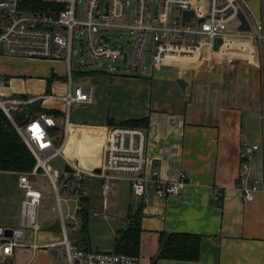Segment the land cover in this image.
Returning a JSON list of instances; mask_svg holds the SVG:
<instances>
[{"label":"crops","instance_id":"1","mask_svg":"<svg viewBox=\"0 0 264 264\" xmlns=\"http://www.w3.org/2000/svg\"><path fill=\"white\" fill-rule=\"evenodd\" d=\"M239 1L250 21H264V0ZM254 46L256 55L251 63L238 59L233 64L210 66L182 60L152 74L94 71L90 76L79 78L75 74L83 70H74V82L89 85L94 100L91 104H74L70 108V133L64 149L67 158L85 168H96L111 127L148 119V125L139 128L146 130L149 137L148 171L158 172L165 181L185 175L181 194L166 199L151 196L140 200L127 181L115 182L109 195L102 194V202L99 201L106 212L110 202L112 205L120 202L121 208H114L113 225L109 227L112 247L101 244L106 235L95 237L101 246L92 245L91 219L86 231L81 232V208H77L80 229L68 235L75 246L86 251L113 252L118 231L130 224V209L138 208L142 228L140 264L154 263L161 249V233L201 236L200 259L196 262L159 259L156 264H264V47L256 43ZM67 73L65 63L11 58L0 48L2 98L25 96L27 100H35L46 95L64 96L70 89ZM53 76L51 92L47 93L48 81ZM178 79L186 81V88L179 85ZM38 101L42 102V108L60 112V120L65 118L66 107L62 101ZM251 133L252 145L248 143ZM254 145L259 149L248 159L250 178L260 192L253 202L247 203L238 187L241 155L245 146ZM94 179L100 181L102 190V180ZM42 181L38 184L40 189ZM123 183L129 189L131 200L120 194ZM20 195L15 219L0 226H19ZM95 201L89 194V211ZM62 203L63 198L61 208ZM79 204L82 207V201ZM62 212L69 223L77 222L73 216H65L63 208ZM59 214L60 218V209ZM59 218L45 220L47 223L42 224L38 238L40 242L61 237L60 228L52 229L60 222ZM58 255L49 250L17 249L9 259L12 264H60L55 259ZM64 258L66 261L65 255ZM0 263L3 264L1 255Z\"/></svg>","mask_w":264,"mask_h":264},{"label":"built area","instance_id":"2","mask_svg":"<svg viewBox=\"0 0 264 264\" xmlns=\"http://www.w3.org/2000/svg\"><path fill=\"white\" fill-rule=\"evenodd\" d=\"M133 1V13L129 14L130 0H86L84 8L79 7L83 0H0V43L4 54L11 58L65 63L70 84L67 94L61 97L46 95L27 100L0 96V110L12 121L37 162L32 172L18 173V188L22 194L19 226H0L3 264H12L9 258L17 249L62 252L66 256L63 264H140L137 256L86 251L75 246L68 235L80 227L78 222L69 223L64 217L62 194L76 197L81 202L89 197V185L94 178L102 180L106 197L115 182L127 181L134 196L140 200H148L151 196L163 199L179 196L185 186L183 174L177 180L165 181L158 172L148 171L149 137L144 129L111 127L96 168H85L67 158L64 149L70 133V108L74 104H91L94 100L89 85L74 82L73 55L78 30L81 35H87L89 55L93 60H122L136 72H146L144 58L149 45L154 47L156 69L182 60L193 64L203 61L233 64L243 59L251 63L256 55L254 43L264 47V21L252 22L247 17L251 30H238L241 25L238 11L245 12L239 0H160L155 18L150 17V0ZM186 11L192 12L189 19H184ZM115 30H130L131 38L124 44H113ZM217 39L222 43L215 50ZM118 71L127 72L120 68ZM74 86H77L75 92ZM53 99L65 105L64 119L39 114L25 124L14 120V114L20 113L24 106ZM55 129H60L62 134L60 143L52 134ZM245 147L238 187L243 200L249 203L260 192L251 182L248 162L259 147ZM59 156L65 163L62 170L50 164ZM67 166L71 171L66 170ZM98 169L100 173L96 172ZM35 178H44L50 184L61 211V237L51 242L42 243L38 239L43 229L39 218L43 194L34 182ZM7 230H11V235Z\"/></svg>","mask_w":264,"mask_h":264},{"label":"rangeland","instance_id":"3","mask_svg":"<svg viewBox=\"0 0 264 264\" xmlns=\"http://www.w3.org/2000/svg\"><path fill=\"white\" fill-rule=\"evenodd\" d=\"M105 2L107 0H104ZM86 0H83L82 4L79 6L80 8L85 7ZM160 6V0H150V17L155 18L158 14ZM134 1L130 0L129 14L133 13ZM78 38L74 42V53L73 55V69L76 70L80 68L85 72H104V73H114L118 68L126 70L129 75H136L137 72L132 69L129 63H126L122 60L117 61H96L93 60L89 55V42L87 35H81V31L78 30L76 32ZM130 30H115L113 33V44H124L128 39L131 38ZM1 51L3 52L2 45L0 43ZM128 49H130V44L128 45ZM154 58V47L153 45H149L147 52L144 58V65L146 67V73L152 74L156 72V68L153 65ZM81 63V65H80ZM201 63H207L210 66L216 65L211 64L208 61H203ZM56 67V65L54 66ZM115 68V69H114ZM142 73V72H141ZM71 126V125H70ZM254 142L253 133L248 137V143L252 145ZM53 168H57L62 170L63 167V157L59 156L58 159L53 160L51 163ZM44 181L46 179L43 178ZM42 181L41 192L43 194L42 203L39 209V216L42 224L47 223L45 220L51 217L59 218V206L57 203L56 195L48 182ZM120 194L124 195L126 199L131 200V194L126 183L122 184L120 187ZM21 191L18 188V174L16 173H8V172H0V225H6L7 221L15 219L17 215V202L19 203V198ZM89 194L90 197H94L96 200L94 202V206L91 205L90 213H91V223L89 226L90 237L93 242V246H111L113 245V236L109 234V227L113 225V214L116 213V210L121 208L120 202L118 205H112L110 202V209L106 212L103 207H101L102 202V190H100V181L98 179H94L92 183L89 185ZM63 203L62 208L64 210L65 216L71 215L73 218L80 223V219L77 215V208L79 200L76 197L66 196L64 193L62 194ZM133 199V198H132ZM135 199V198H134ZM12 203V205H9ZM16 204V207L14 206ZM21 213V211H20ZM106 215V216H105ZM21 217V214H20ZM106 235V237L102 240L101 244H97V236ZM60 264H63L65 261L64 254L59 252L58 258H55ZM1 264V263H0Z\"/></svg>","mask_w":264,"mask_h":264},{"label":"trees","instance_id":"4","mask_svg":"<svg viewBox=\"0 0 264 264\" xmlns=\"http://www.w3.org/2000/svg\"><path fill=\"white\" fill-rule=\"evenodd\" d=\"M94 72L81 71L75 74L76 78L92 75ZM53 76L48 81L47 93H50V84L54 81ZM25 98V96H22ZM42 102L36 101L24 106L20 113L14 114V120L18 124H25L32 117L39 114H46L54 118H60L62 114L56 110L42 108ZM119 126L144 128L148 125V119L131 120L118 124ZM52 134L59 143L62 141L60 129H55ZM36 159L20 134L17 132L14 124L8 116L0 110V172L8 173H30L36 166ZM36 184L40 183L39 178H35ZM138 209V208H137ZM131 208L129 211L130 224L127 229L120 230L117 233L114 244V253L125 254L139 257L141 250V209ZM79 214L83 220L82 231L85 232L90 222V211L88 207V198L82 200V207ZM161 249L156 260L166 259L174 261L196 262L200 259L202 237L188 233H172L165 236L160 235Z\"/></svg>","mask_w":264,"mask_h":264},{"label":"water","instance_id":"5","mask_svg":"<svg viewBox=\"0 0 264 264\" xmlns=\"http://www.w3.org/2000/svg\"><path fill=\"white\" fill-rule=\"evenodd\" d=\"M192 15V12L190 11H186L184 13V19H189V17ZM238 18L241 22V25L238 27V30L239 31H242V32H249L251 30V25H250V22L247 18V15L245 14V12L240 9L238 11ZM222 43V40L221 39H217L215 41V47L214 49L217 50L219 48V46L221 45ZM168 67H171V66H168ZM177 82L179 83V85L182 87V88H186V81L184 79H178ZM74 92L76 91L77 89V86H74ZM66 170L67 171H71V169L67 166L66 167ZM97 173H100V170H96ZM60 228V225H59V222H56V224L52 227V229H55V230H58ZM7 233L8 235H11V230H7ZM54 254H56V251H52Z\"/></svg>","mask_w":264,"mask_h":264}]
</instances>
